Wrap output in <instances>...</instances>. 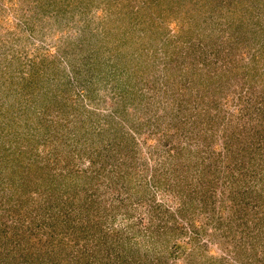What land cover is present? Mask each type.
I'll return each mask as SVG.
<instances>
[{"label": "rangeland", "instance_id": "rangeland-1", "mask_svg": "<svg viewBox=\"0 0 264 264\" xmlns=\"http://www.w3.org/2000/svg\"><path fill=\"white\" fill-rule=\"evenodd\" d=\"M165 1L107 0V264H264V0ZM0 264H105V0H0Z\"/></svg>", "mask_w": 264, "mask_h": 264}, {"label": "trees", "instance_id": "trees-1", "mask_svg": "<svg viewBox=\"0 0 264 264\" xmlns=\"http://www.w3.org/2000/svg\"><path fill=\"white\" fill-rule=\"evenodd\" d=\"M181 1V4L182 5H180V9H183V10H175L174 8H173V6L171 5L172 4V2L170 1V3L168 2V1H165V3H167V5L166 6H164V5H161L160 7H157L155 10H153L154 12H155V15H154V13H152V16H153V18L155 19V20H159V19H161L162 21H165V22H167L170 18H173V20H175V23L176 22H180L181 24L179 25V27H177V28H175V31L176 32H184L183 31V23L181 22V19H184L185 17H188L187 16V14H192L193 13V10H194V7H193V4H194V6L197 4V2H194V3H191V4H188V3H186V1L185 0H180ZM233 2H236V0H230V3H233ZM164 3V2H163ZM168 4H170V6L169 7H167L168 6ZM200 5V4H199ZM198 5V6H199ZM197 8V7H196ZM197 9H200V7H198ZM139 11H136V13L134 12V13H132L133 15H135V16H138L140 19H142V16L140 15V13H138ZM148 20H150V22H155L152 18H151V16H148ZM166 19V20H165ZM171 22V21H170ZM168 23H166V25H167ZM174 29V28H173ZM167 31L169 32V29H167ZM164 34H165V32H164ZM187 34V32L185 31V36H187L186 35ZM182 38V36L180 35V34H178L177 35V37H176V39H181ZM63 237H61V239H62ZM61 241H63V243L65 244L64 246H70L69 245V243H68V241H66L64 238H63V240H61ZM60 242V241H59ZM14 243H16V244H18V245H20L19 243H20V241H16V242H14ZM27 243H29V245H28V249L26 250L27 251V255H29L30 253H32V250L30 249V248H32L33 247V245H34V242H31L30 241V238H29V240H28V242L26 241V245H27ZM57 245V244H56ZM55 244L54 245H52V249H50V250H42V257L44 258V257H46V254L48 255V252L49 253H51V252H54V253H56V259H59V260H63V257H62V255H61V253H59L58 251H56V250H54V248H55V246H56ZM188 247V244H187V242H183V241H181V240H178V241H176V242H174L173 243V246H172V249L170 250L171 251V253H170V251H169V254H172V256L173 257H175V256H180V252H183L184 250H186L185 248H187ZM45 251H46V253H45ZM25 252V251H24ZM26 253V252H25ZM37 256H39L38 254H37ZM50 257V256H49Z\"/></svg>", "mask_w": 264, "mask_h": 264}]
</instances>
